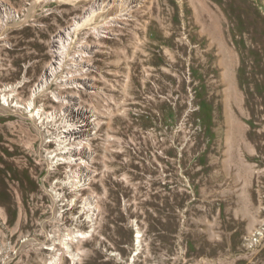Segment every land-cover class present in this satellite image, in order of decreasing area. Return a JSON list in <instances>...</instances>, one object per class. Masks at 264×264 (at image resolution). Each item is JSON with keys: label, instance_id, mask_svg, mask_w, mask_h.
<instances>
[{"label": "rangeland", "instance_id": "obj_1", "mask_svg": "<svg viewBox=\"0 0 264 264\" xmlns=\"http://www.w3.org/2000/svg\"><path fill=\"white\" fill-rule=\"evenodd\" d=\"M1 177L0 264H264V0H0Z\"/></svg>", "mask_w": 264, "mask_h": 264}, {"label": "bare ground", "instance_id": "obj_2", "mask_svg": "<svg viewBox=\"0 0 264 264\" xmlns=\"http://www.w3.org/2000/svg\"><path fill=\"white\" fill-rule=\"evenodd\" d=\"M74 30H77V26L75 27ZM60 37L61 36L58 35V38H56V39L53 40V48H54L53 50H54V53H55V57L53 59V63L49 67L48 72H46V74H45V78H44V81L45 82H46V79H49L50 77H51L52 80L55 79L56 72L59 71V69H62L63 63L66 60L65 52H63L61 50V44L63 42L60 39ZM71 41H72V39L70 38V41H67V42L68 43L69 42L71 43ZM65 80L64 81L66 83H71L74 86H78V87H84L83 84L87 85V82H88V80H82V83L83 84H81V83L78 82L79 79H77V78L73 79V78H70V77L66 78ZM36 98H37V96H36V94H34L32 100L30 101V106H33L35 104ZM56 98L57 99H63L64 97L61 98L58 95H56ZM69 115L71 116V119L78 120L80 118L81 119V122H83V123L81 125H78L76 127H72L71 129H69L70 132L68 131L69 134H67L66 136L69 137V135H70L69 138H71L72 136L81 137V138H82V136H87L90 133V131H91V127L90 126L92 124L90 122L89 115L87 114V110L84 109V108L78 107V108H75V109H71L70 112H69ZM64 153L69 154V157H68L69 159L68 158L66 159L64 157H58V158H56V161H53L54 155H50L49 158H47V162L50 163V166H53L54 163H58V162H71V161H74L76 159H80L81 160V158L84 157L85 155L86 156L87 155L90 156V152L87 150V147L84 146L83 144L80 145V146H78V147L68 148V149H66L64 151ZM86 176H87L86 173H79V172H77L76 174H72V175L70 174V177H72V179L70 180V182L72 183V186H74L75 189H78L79 187H82L85 184L84 182L86 180ZM2 178L3 177L0 178V185L2 184ZM51 194H52V197L51 198L53 200V204H55V200L57 199L56 198V195H54V193H51ZM4 208L2 210H4ZM91 209H92V207H91ZM10 212H11V209H10ZM5 213H6V211H5Z\"/></svg>", "mask_w": 264, "mask_h": 264}]
</instances>
